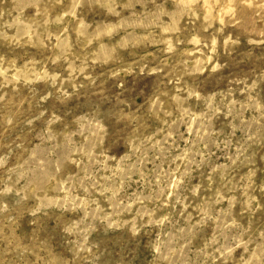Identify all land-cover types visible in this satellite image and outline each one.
<instances>
[{
    "label": "rangeland",
    "instance_id": "1",
    "mask_svg": "<svg viewBox=\"0 0 264 264\" xmlns=\"http://www.w3.org/2000/svg\"><path fill=\"white\" fill-rule=\"evenodd\" d=\"M0 264H264V0H0Z\"/></svg>",
    "mask_w": 264,
    "mask_h": 264
}]
</instances>
